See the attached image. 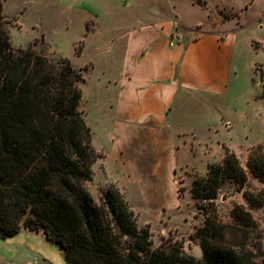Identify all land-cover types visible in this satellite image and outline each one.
I'll return each mask as SVG.
<instances>
[{
  "label": "crops",
  "instance_id": "1",
  "mask_svg": "<svg viewBox=\"0 0 264 264\" xmlns=\"http://www.w3.org/2000/svg\"><path fill=\"white\" fill-rule=\"evenodd\" d=\"M15 1L18 7L2 0V17L20 28L31 0ZM54 1L76 17L83 45L92 39L105 47L103 64L91 60L87 69L97 72L86 121L103 154L98 184L114 183L134 210L156 218L162 210L169 222L183 210L178 172L205 175L224 147L236 155L242 149L235 140L248 124L233 99L246 76L257 85L252 73L262 67L251 58L264 52V36L253 38L241 23L255 0H230L232 6L228 0H129L130 8L118 11L126 0ZM222 12L234 17L223 20ZM258 14L255 22L264 29V8ZM26 233L48 241L42 231L23 228L9 238ZM58 248L59 258L47 252L42 259L65 264Z\"/></svg>",
  "mask_w": 264,
  "mask_h": 264
},
{
  "label": "trees",
  "instance_id": "2",
  "mask_svg": "<svg viewBox=\"0 0 264 264\" xmlns=\"http://www.w3.org/2000/svg\"><path fill=\"white\" fill-rule=\"evenodd\" d=\"M0 0V235L21 227L42 231L57 244L65 264H264V235L249 210L234 204L230 222L219 219L212 202L230 180L242 188L246 171L225 148L221 165H209L194 179L191 195L210 200V212L194 227L201 258L171 235L157 246L148 226L114 183L95 200L87 184L100 157L92 131L79 111L83 69L69 59H51L31 49L14 50ZM248 172L264 184V141L251 145ZM250 206H261L243 192Z\"/></svg>",
  "mask_w": 264,
  "mask_h": 264
},
{
  "label": "rangeland",
  "instance_id": "3",
  "mask_svg": "<svg viewBox=\"0 0 264 264\" xmlns=\"http://www.w3.org/2000/svg\"><path fill=\"white\" fill-rule=\"evenodd\" d=\"M128 1L117 3V11L128 10L130 8L126 6ZM251 1L247 0L246 2L248 4ZM15 2V0H10L9 3L18 7ZM231 2L228 0L226 4L232 6L233 3ZM30 3V5H27L26 12L20 16L18 21L20 28L14 27L15 25L12 22L6 25V29L10 32L12 47L14 50L20 48L31 49L37 53L45 54L51 59L64 57L69 59L76 69H83L84 81L80 83V88L83 91L84 98L81 97L83 101L81 102L80 100L81 104H79L78 108L87 124L86 110L89 113L91 111V97L94 93V83L97 73L93 70L87 71V69L92 65L91 60L97 63L99 62L100 65L103 64L101 60L104 58L105 47L100 44H95V40L92 39H89L83 45V41L80 40L83 39L84 31L78 26L76 17L69 12L70 10L57 7L54 0H48L45 4L43 0H31ZM7 6L10 7L11 5L7 4ZM15 6L12 5V7ZM251 6L252 9L250 12L242 14L241 23L253 38L263 37L264 29L259 28V24L255 20L261 19V14L258 13L264 8V0H255ZM5 14L20 15L19 13L9 12L8 10ZM221 16L223 20H226L234 17V14L222 12ZM86 28H89L88 23L86 24ZM251 60L257 63L256 65H261L262 67V73L258 70L255 71V74L254 71L252 73L257 85L251 82L250 78L252 76H246L245 81L239 85L237 99H233V105L238 110L241 119L248 124L246 126L241 125V129L247 127V132L245 135H242L240 131V136L235 140L236 146H242V149H240L239 154L236 156L246 171V182L242 188H239L232 181L225 180L220 184L217 196L212 202L215 205L219 219L224 222H230V210L234 204L244 206L249 210L253 219L258 224V232L264 235V184L248 172L245 166L247 157L246 159L242 157L244 150L248 155V148L250 146L247 147V145L249 143L254 144L264 138V52H259ZM228 104L230 103L228 102ZM89 122H91L90 119ZM225 148H223V155ZM97 152L100 157L92 166L93 178L87 184V188L95 200L98 198L99 190L109 184L107 183L105 186L98 184L99 179L97 175H100V163L103 154L102 152ZM222 160L218 163H210L209 165H221ZM207 172L205 175H200L191 168H184L178 172V193L182 196L181 206L183 210L180 213H172L169 222H166L168 221L166 220L167 213L163 214L161 212L162 210H159V218H156L152 213L148 216L147 213L134 210L129 205L137 214L138 226L149 227L154 246H157L164 237L171 235L176 239L182 240L186 252L197 259L201 258L198 239L194 237L193 233L194 227L200 226L204 220V215L210 212V200H196L191 195V188L194 179L206 177ZM244 191L253 193L254 198L262 201V205L250 206L243 196ZM182 217L185 218V221H183ZM159 219H162L163 224ZM21 228L26 229L23 226ZM58 249V246L52 242H48L35 235L31 237L27 233L26 235L21 234L15 238H5L0 235V264H48L42 259L41 254L48 252L47 254H53L59 258Z\"/></svg>",
  "mask_w": 264,
  "mask_h": 264
}]
</instances>
